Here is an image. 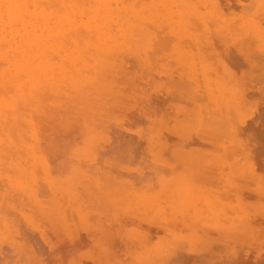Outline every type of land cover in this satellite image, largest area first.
I'll list each match as a JSON object with an SVG mask.
<instances>
[{
	"label": "rangeland",
	"instance_id": "1",
	"mask_svg": "<svg viewBox=\"0 0 264 264\" xmlns=\"http://www.w3.org/2000/svg\"><path fill=\"white\" fill-rule=\"evenodd\" d=\"M259 133L264 0H0V264H264Z\"/></svg>",
	"mask_w": 264,
	"mask_h": 264
},
{
	"label": "bare ground",
	"instance_id": "2",
	"mask_svg": "<svg viewBox=\"0 0 264 264\" xmlns=\"http://www.w3.org/2000/svg\"><path fill=\"white\" fill-rule=\"evenodd\" d=\"M136 1H137V0H136ZM22 4H23V3H22ZM112 5H113V4H112ZM94 7H95V6H94ZM14 14L18 15L16 11H15ZM111 15H112V14H111ZM200 16H201V15H200ZM17 18H18V16H17ZM209 19H210V18H209ZM21 20H22V19H21ZM208 21H209V20H208ZM19 22H20V21H19ZM34 25H35V24H34ZM15 26H16V25H15ZM130 27H131V26H130ZM132 27H133V26H132ZM134 27H135V26H134ZM134 27H133V28H134ZM204 27H205V26H204ZM37 28H38V27H37ZM119 28H120V27H119ZM133 28H129V27H128V28H126V29H128V30H133ZM27 29H28V31H29V34H30V33H35L34 27L32 26V23H31V22H28V23H27ZM15 30H16V29H15ZM205 30H206V29H205ZM133 31H134V30H133ZM206 31H207V30H206ZM134 32H136V31H134ZM134 32H133V33H134ZM204 33H205V32H204ZM33 36H35V35H33ZM166 38H167V37H166ZM33 40H34V39H33ZM207 40H208V39H207ZM241 40H242V39H241ZM241 40H240V41H241ZM110 41H111V40H110ZM186 41H188V40H186ZM23 42H24V40H23ZM241 42H242V41H241ZM241 42H240V43H241ZM130 43H131V42H130ZM180 43H181V42H180ZM205 43H206V42H205ZM244 43H245V42H244ZM244 43H242V45H243ZM247 43H248V42H247ZM251 43H252V42H251ZM165 44H166V43H165ZM167 44H168V43H167ZM167 44H166V45H167ZM207 44H208V43H207ZM244 45H245V44H244ZM244 45H243V46H244ZM251 45H252V44H250V47H251ZM237 46H238V44H237ZM246 46H247V45H246ZM252 46H253V45H252ZM205 47H206V46H205ZM22 48H23V47H22ZM237 48H238V47H237ZM241 48H242V47H241ZM246 48H247V47H246ZM242 49H243V48H242ZM164 50H165V49H164ZM168 50H169V49H168ZM240 50H241V49H240ZM235 52H236V50H235ZM250 52H251V51H250ZM247 53H248V52H247ZM233 56H234V55H233ZM247 56H248V55H247ZM250 57H251V56H250ZM260 57H261V56H260ZM244 58H245V57H244ZM104 59L107 60V58L105 57V55H104ZM3 61H4V60H3ZM242 61H244V60H242ZM244 62H245V61H244ZM254 63H255V62H254ZM244 64H245V63H244ZM262 64H263V63H262ZM257 65H258V64H257ZM257 65H254V67L257 66ZM246 67H247V66H246ZM257 67H258V66H257ZM144 68H145V67H144ZM144 68H143V69H144ZM255 68H256V67H255ZM201 69H202V70H205L203 66L201 67ZM247 69H248V68H247ZM251 70H252V69H251ZM261 71H262V70H261ZM250 72H251V71H250ZM251 73H252V72H251ZM158 75H159V74H158ZM215 80H216V78H215ZM176 83H177V82H176ZM174 84H175V83H174ZM213 84H214V83H213ZM176 85H177V84H176ZM180 85H181V84H180ZM203 85H205V84H203ZM216 86H217V85H216ZM216 86H215V87H216ZM178 87H179V86H178ZM190 87H191V86H190ZM221 87H222V86H221ZM221 87H217V88H219V91H220V88H221ZM163 88H164V87H163ZM185 88H186V87H185ZM187 88H188V87H187ZM181 89H182V87H181ZM221 89H222V88H221ZM173 90H176V89H173ZM182 90H183V89H182ZM224 90H225V88H224ZM178 91H180V90H178ZM185 91H186V90H185ZM210 91H211V90H210ZM181 92H182V91H181ZM220 92H221V91H220ZM183 93H184V92H183ZM183 93H181V94H183ZM175 94H176V93H175ZM179 95H180V93H179ZM181 96H182V95H181ZM194 96H195V95H194ZM225 96H226V95H225ZM200 97H201V96H200ZM201 98H202V97H201ZM179 99H180V98H179ZM195 100H196V99H195ZM202 103H203V102H202ZM204 105H205V102H204ZM220 105H221V104H220ZM99 106H100V105H99ZM221 107H222V105H221ZM228 108H229V107H228ZM220 109H221V108H220ZM223 109H225V108H223ZM207 110H208V108H207ZM217 110H218V109H217ZM230 110H231V109H230ZM7 111H8V110H7ZM209 111H210V108H209ZM210 112H211V111H210ZM223 112H224V111H223ZM228 113H229V112H228ZM232 115H233V114H232ZM179 116H180V115H179ZM201 116H202V113H201ZM205 116H206V115H205ZM218 116H219V115H218ZM206 117H207V116H206ZM206 117H205V118H206ZM201 118H202V117H201ZM203 118H204V117H203ZM92 119H93V118H92ZM214 119H215V118H214ZM203 120L205 121V123L208 121V119H207V121H206V119H203ZM217 120H218V119H217ZM219 120H220V116H219ZM219 120H218V121H219ZM204 121H203V122H204ZM214 121H215V120H214ZM203 122H202V123H203ZM208 122H209V121H208ZM208 122H207V124H208ZM215 122H217V121H215ZM205 123H203V124H205ZM212 124H213V123H212ZM205 125H206V124H205ZM208 125H209V124H208ZM200 126H201V125H200ZM202 126H203V125H202ZM209 126H211V125H209ZM209 126H208V127H209ZM172 127H173V126H172ZM203 127H204V126H203ZM216 127H217V126H216ZM228 127H229V124H228ZM238 127H239V126H238ZM246 127H247V126H246ZM205 128H207V127H204V129H205ZM222 128H223V127H222ZM222 128H221V129H222ZM226 128H227V127H226ZM236 128H237V127H235V129H236ZM208 129H210V128H208ZM237 129H238V128H237ZM199 130H201V129H199ZM218 130H220V128H218L217 131H218ZM228 130H229V129H228ZM231 130H232V129H231ZM231 130H230V131H231ZM204 131H205V130H204ZM208 131H209V130H208ZM214 131H215V130H214ZM220 131H221V130H220ZM223 131H224V130H223ZM232 131H233V130H232ZM247 131H248V130H247ZM262 131H263V129H262ZM197 132H198V131H197ZM212 132H213V131H212ZM240 132H241V131H240ZM201 133H202V132H201ZM204 133H205V132H204ZM218 133H219V131H218ZM218 133H217V134H218ZM221 133H222V132H221ZM224 133H225V132H224ZM261 133H262V132H261ZM261 133H259V134H261ZM244 134H245V133H244ZM255 134H257V133H255ZM171 135H172V134H171ZM223 135H224V134H223ZM237 135H238V134H237ZM246 135H247V134H246ZM248 135H249V134H248ZM261 135H262V134H261ZM263 135H264V134H263ZM263 135H262V136H263ZM210 136H211V135H210ZM224 136H225V135H224ZM249 136H250V135H249ZM257 136H258V135H257ZM262 136H261V138H262ZM200 137H201V136H200ZM211 137H212V136H211ZM252 137H253V136H252ZM232 138H233V137H232ZM234 138H235V137H234ZM210 139H211V138H210ZM212 139H213V138H212ZM214 139H215V138H214ZM214 139H213V140H214ZM258 139L260 140V138H258ZM258 139H256V140H258ZM196 140H197V139H196ZM208 140H209V139H208ZM263 140H264V139H263ZM199 141H200V140H199ZM206 141H207V140H205V142H206ZM223 141H224V140H223ZM207 142H208V141H207ZM210 142H211V140H210ZM233 142H234V141H233ZM259 142H260V141H259ZM261 142H262V141H261ZM200 143H201V142H200ZM214 143H216V142H214ZM234 143H236V142H234ZM263 143H264V142H263ZM206 144H207V143H204V145H206ZM211 144H213V143H211ZM254 144H255V143H254ZM256 144H257V142H256ZM261 144H262V143H261ZM207 146H208V145H207ZM256 146H258V145H256ZM262 146H263V145H262ZM238 147H239V146H238ZM238 147H237V149H238ZM247 147H248V146H247ZM231 148H232V146H231ZM202 149H203V148H202ZM216 149H217V148H216ZM239 149H240V147H239ZM263 149H264V148H263ZM178 150H179V148H178ZM218 150H219V149H218ZM234 151H235V150H234ZM232 152H233V151H232ZM175 153L178 154L179 152H175ZM184 154H185V153H184ZM186 154H187V153H186ZM228 154H229V153H228ZM250 155H251V154H250ZM179 156H180V155H179ZM229 156H230V154H229ZM252 156H253V155H252ZM182 157H183V155H182ZM187 157H188V156H187ZM187 157L185 156L186 159H187ZM190 157H192V156H190ZM257 157H258V155H257ZM193 158H194V157H193ZM183 159H184V158H182V160H183ZM190 160H191V159H190ZM197 160H198V159H197ZM183 161H184V160H183ZM260 162H261V161H260ZM262 162L264 163V159H263ZM179 163H180V162H179ZM194 163H195V161H194ZM194 165H196V164H194ZM261 165H262V163H261ZM197 167L199 168L200 166L198 165ZM263 167H264V165H263ZM188 168H189V166H188ZM194 168H195V167H194ZM194 168H193V169H194ZM193 169H192V170H193ZM202 169H204V168H201V171H199V174L203 171ZM187 170H188V169H186V171H187ZM195 170H197V169H195ZM199 170H200V169H199ZM206 170H207V169H206ZM194 172H195V171H194ZM188 173H189V172H188ZM191 173H192V172H191ZM196 173H197V172H196ZM196 173H195V174H196ZM209 173L211 174V172H209ZM186 174H187V173H186ZM192 174L194 175V173H192ZM204 174H206V173L204 172ZM201 175H202V174H201ZM189 176H190V175H189ZM205 176H206V175H205ZM224 176H225V175H224ZM185 177L187 178V179H185V180L187 181V184H188V183L191 184L192 186H190V188H191V187L193 188V184H192V183H194V182H188V180H190V179H188L187 176H185ZM211 181H212V180H211ZM229 181H230V180H229ZM248 181H249V180H248ZM249 182H250V181H249ZM249 182H248V183H249ZM209 183H210V182H209ZM189 184H188V185H189ZM229 185H230V184H229ZM249 185H250V184H249ZM181 186H182V185H181ZM252 186H253V185H252ZM246 187H247V186H246ZM182 188H183V187H182ZM190 188H189V189H190ZM192 188H191V189H192ZM189 189L187 188L188 191H189ZM252 189H253V188H252ZM180 190H181V189H180ZM183 192L185 193V192H186V189H185V191H183ZM210 192H211V191H210ZM236 197H237V195H236ZM189 199H191V198H189ZM197 204H198V203H197ZM221 218H224V217L221 216ZM227 221H228V220H227ZM208 223H209V222H208ZM225 223H227V222L225 221ZM204 224H205V222H204ZM204 224H203V225H204ZM206 225H207V224H206ZM206 229H207V228H206ZM208 230H209V227H208ZM234 231H235V230H234ZM199 233H200V232H199ZM176 250H177V249H176ZM178 250H179V249H178ZM179 251H180V250H179ZM199 256H200V255H199ZM196 259H197V258H196ZM200 259H201V257H200ZM24 260H25V259H24ZM198 260H199V259H198ZM175 261H176V260H175ZM186 261H187V260H186ZM182 263H183V262H182ZM189 263H190V262H189ZM247 263H248V262H247ZM187 264H188V263H187ZM249 264H250V263H249Z\"/></svg>",
	"mask_w": 264,
	"mask_h": 264
}]
</instances>
